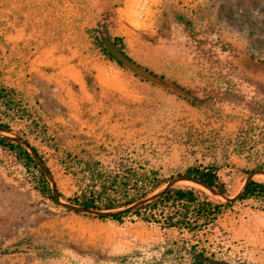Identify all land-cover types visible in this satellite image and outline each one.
Here are the masks:
<instances>
[{"label":"rangeland","instance_id":"374dc122","mask_svg":"<svg viewBox=\"0 0 264 264\" xmlns=\"http://www.w3.org/2000/svg\"><path fill=\"white\" fill-rule=\"evenodd\" d=\"M0 2H35L27 11L36 17L32 22L34 36L19 40L13 36L17 24L12 23L19 13H9L6 8V19L0 24V66L11 63L20 50L27 51V58L30 53L52 57L68 50H76L79 58L106 57L95 42L98 31L103 30L98 26L100 22L110 35L125 38L134 60L178 83L191 95L165 90L118 65L133 79H123L127 86L123 92L104 96L107 101L101 107L103 112L109 109V116L73 120L79 130L90 124L84 129L89 134L60 136L49 131L54 141L44 143L30 138L54 176L60 204L39 194L31 175L11 153L0 148V247H12L0 253V264H157L156 245L172 231L139 220H100L65 206L72 202L68 197L80 193L85 160L97 159L107 168H114L122 158H137L160 168L166 176L173 175L172 179L188 166L208 162L216 155L221 165L219 175L230 190L228 196L242 190L249 172L239 169L252 168L253 159L234 156L230 161L236 167L231 170L225 166L223 147L246 112L242 105L218 103L214 93L227 84L248 93L249 83L264 82V0ZM123 2H134L133 27L126 28L119 14ZM144 2H157L155 21L150 25ZM181 15L192 18V35L185 29ZM125 30L129 32L125 34ZM0 70L4 82L8 73ZM87 77L92 79L91 74ZM191 92L210 100L203 107H195L187 100L192 98ZM21 126L15 124L14 131ZM16 132L1 134L17 136ZM67 152L77 156L80 165L70 161ZM253 179L264 181V174L256 173ZM183 185L201 187L215 200L227 201L223 195L189 180H180L174 186ZM219 222L228 232L231 253L264 264L263 204L253 199L236 201ZM127 254V261L121 262L119 259ZM163 264L177 263L167 260Z\"/></svg>","mask_w":264,"mask_h":264},{"label":"trees","instance_id":"16d2710c","mask_svg":"<svg viewBox=\"0 0 264 264\" xmlns=\"http://www.w3.org/2000/svg\"><path fill=\"white\" fill-rule=\"evenodd\" d=\"M180 19L185 29H188L189 34L192 35L194 29L192 18L181 15ZM98 26L108 31L104 23L99 22ZM111 38L126 55H129L123 36L111 35ZM95 42L108 59L124 67L106 50L98 36H95ZM223 51H226L225 48ZM1 75L0 70V132H16L14 125H22V128L16 132L17 137L25 139L46 161L38 147L30 140L32 138L41 143L54 141L49 134L44 116L36 105H31L24 98L20 91L6 85ZM87 80L89 85H92V79L87 77ZM248 87L250 92L246 93L241 88L227 84L226 88L216 90L214 93L218 103L242 105V109L246 112L236 133L227 138L223 147L225 166L231 170L236 167L230 161L232 157L253 159L252 168L239 169L243 173L264 170V82H251ZM187 100L195 107H203L210 99L208 96L201 98L193 93L192 98ZM0 148L11 153L17 163L31 175V182L39 194L51 199L55 204H60L59 199L53 196L52 186L46 174L26 146L0 134ZM206 149H209L208 146ZM66 155L70 161L73 160L76 165H80L77 156L72 157L70 152ZM69 168L72 166H67V169ZM220 168L219 160L214 155L212 160L194 163L178 175L197 178L212 186L219 195H229V187L219 175ZM81 171L83 177L80 193L68 197L67 200L89 208L114 210L104 216L86 215L118 223L139 220L173 232L171 235L166 234L164 240L156 245L157 264H163L167 260L177 264H254L238 254L231 253V246L227 244L228 232L219 221L224 212L232 208L236 201L253 199L264 205V181L251 179L241 196L225 202L215 200L201 187L183 185L169 187L156 198L136 207H129L166 184L173 175L166 176L161 173L160 168L137 158L128 161L122 158L114 168H107L97 159H89L84 161ZM127 259L128 254L119 260L126 262Z\"/></svg>","mask_w":264,"mask_h":264},{"label":"crops","instance_id":"0c3cea01","mask_svg":"<svg viewBox=\"0 0 264 264\" xmlns=\"http://www.w3.org/2000/svg\"><path fill=\"white\" fill-rule=\"evenodd\" d=\"M34 3L0 2V24L6 19L4 13L7 7L9 13H19V18H14L12 22L14 25L17 24L13 33L16 39L22 40L34 36L35 29L32 22L36 17L27 11V8H31ZM123 3L124 6L121 7L119 14L124 19L126 28L128 25L133 27L134 2ZM143 6L150 25L155 21L157 2H144ZM128 30H125V34L129 32ZM0 33H3V30ZM26 54V50H20L11 63L5 62L0 66L2 71L8 73L4 75V83L16 88L31 105L39 108L49 131L55 135L65 136L75 132H82L80 135L89 134L90 131L84 130L86 124L79 130L73 120L109 116V109L103 112L104 107H101L102 103L107 101L104 96L123 92V88L127 87L123 79L128 77L133 79L132 76L125 74L123 68L116 62L100 55L92 59L86 56L79 58L76 50L53 54L52 57L43 53L35 56L30 53L27 58ZM87 74L92 76V85L88 83Z\"/></svg>","mask_w":264,"mask_h":264},{"label":"water","instance_id":"95a60500","mask_svg":"<svg viewBox=\"0 0 264 264\" xmlns=\"http://www.w3.org/2000/svg\"><path fill=\"white\" fill-rule=\"evenodd\" d=\"M98 34H99V40L103 43V46L106 48V50L112 56H114L116 58V60L118 62H120L124 67L131 70L136 76H138L141 79H143L147 82H150L156 86L162 87L165 90L176 92V93L181 94V95L186 96V97L191 96L189 91L186 90L185 88H183L178 83L172 81L171 79H169V78H167V77H165L159 73H156V72L150 70L149 68L138 63L131 56L126 55L115 44V42L111 38L110 33L107 30H99ZM0 134H1V132H0ZM3 135L7 138L15 140L16 142H20L21 144H23L24 146H26L28 148V150L31 152L32 156L38 162L39 166L42 168V170L46 174L47 178L51 182L53 196L56 199H59L61 197V194L59 193V191L57 189L54 176H53L52 172L49 170V168L47 167L44 160L39 156L37 151L31 145H29L27 143V141L23 138H20L17 136H9L7 134H3ZM256 173L264 174V170L258 169V170H253V171L249 172L247 174V178H246V181L244 183L242 190L233 197L228 196V195H223L226 198V200L227 201L232 200V199H235V198H238L239 196H241L244 193V191L246 190L248 183L250 182L251 179H253V177ZM180 180H189V181L195 182V183L200 184L201 186L205 187L206 189L210 190L213 194H216V195L219 194V192L217 190H215L212 186H210L209 184H207V183H205V182H203L197 178H190L189 176L178 175V176L170 179L166 183V185L162 189H160L159 191H157V192H155V193H153V194H151L145 198H141L140 200L129 205V207H136L138 205H141L145 202H148V201L156 198L157 196H159L161 194V192L163 190L174 186ZM65 206L67 208L75 211V212L84 213V214H88V215H92V216H104V215H107V214L111 213L112 211H114V210H103V209L94 208V207L89 208V207H86V206L81 205V204H76L74 202H68L65 204ZM10 250H12V247H0V253H5V252H8Z\"/></svg>","mask_w":264,"mask_h":264}]
</instances>
